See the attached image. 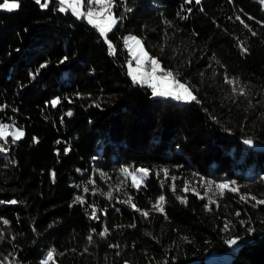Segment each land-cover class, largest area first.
Listing matches in <instances>:
<instances>
[{
  "label": "trees",
  "instance_id": "16d2710c",
  "mask_svg": "<svg viewBox=\"0 0 264 264\" xmlns=\"http://www.w3.org/2000/svg\"><path fill=\"white\" fill-rule=\"evenodd\" d=\"M18 2L0 10V122L24 132L0 153V200L17 201L0 204V264H43L52 249L49 264H264V205L230 192L210 204L183 191L198 176L264 195L261 0H114V54L57 0L46 9ZM127 34L198 102L134 84ZM124 167L149 170L139 189ZM161 195L163 214L152 208ZM129 197L140 212L123 202Z\"/></svg>",
  "mask_w": 264,
  "mask_h": 264
},
{
  "label": "snow or ice",
  "instance_id": "6c2138e0",
  "mask_svg": "<svg viewBox=\"0 0 264 264\" xmlns=\"http://www.w3.org/2000/svg\"><path fill=\"white\" fill-rule=\"evenodd\" d=\"M35 2L42 8L46 9L49 6V0H35ZM186 2L191 3V0H186ZM58 10L60 12H68L70 11L73 16L77 19H85L88 24H90L93 28L97 29L100 33L101 37L104 38L105 43H107L108 48L112 54L115 53V49L113 44L108 39V33L113 30L116 26L118 20L114 15L113 8L115 7L114 0H57ZM196 3H200V0H196ZM261 3L264 4V0H261ZM18 0H2L0 2V10H7L9 12L16 10L19 8ZM239 19V17H237ZM243 23V21H241ZM247 27V25H245ZM256 35L255 32L252 33ZM125 46L127 47V51L131 57V60L128 62V75L131 78L134 84H139L141 86H147L151 90V94L153 97H170L175 100H182L186 102L197 101V97L193 94L188 86L182 83L176 75L171 71H166L160 65L159 60L149 56L148 52L144 49V46L140 39L135 36H129L124 41ZM247 51V49H244ZM66 59V58H65ZM133 61L135 62V67H133ZM63 62V61H62ZM46 65H41V68ZM225 82L228 83L233 90L234 94L245 95L243 89L237 93V87L239 86L238 80H230L227 77L225 78ZM198 102V101H197ZM59 99H54L51 101L53 107L59 104ZM99 106V105H97ZM3 109H0L2 111ZM68 115H72L71 112ZM24 136V132L22 129L15 127L14 122L3 123L0 122V141H3V144H0V153L5 152L7 149L5 145L9 142V137H11V143L15 144L19 139ZM35 140V138H34ZM38 142V141H37ZM247 145L252 144L251 139H245L243 141ZM65 154H67V149L65 150ZM123 176L127 179H131V186L133 188L139 189L143 183V179L149 175V170L145 168H139L135 170H131L128 167H124L121 169ZM165 177L168 176V170H163ZM53 179L55 177V173H52ZM175 180V177L172 178ZM89 184H94L93 180L88 181ZM236 182L232 181L229 183H220L215 185V189L218 191L219 195L222 197L224 192H238L239 189L235 187ZM208 191L212 192L213 186L212 184H208ZM83 191L87 193L89 191L88 187L85 186ZM173 191H175V185L173 184ZM183 191L187 193L189 191L188 186H185ZM194 194L199 196V193ZM108 198H112V193L109 192ZM203 198V197H201ZM241 200H245L244 196L240 197ZM181 203H186V199L180 198ZM252 201H255V205H264V200H257L255 197H250ZM75 202L83 205L86 203L83 196H76ZM124 203H128L135 210L140 212L141 210L136 207L135 204L132 203L131 197L128 200L123 201ZM10 203L16 204V200L11 201H2L0 200V204ZM210 204H215V200H210ZM165 196L161 195L159 199L153 204V209L160 213L165 212ZM218 207V205H217ZM211 211V208H208ZM97 208L95 206H91V218L97 219ZM144 217H148L149 213L147 211L141 212ZM235 215L239 216L240 213L237 212ZM5 225H8V220H3ZM135 225H133L134 227ZM230 225L225 223V230H228ZM249 231H254V229H249ZM108 229L105 228L101 235L107 234ZM2 238V235H0ZM91 237L89 240L91 241ZM230 246L237 244L236 238H230L226 241ZM113 247H118V245H113ZM55 249L50 250L47 253V259L43 261V264H49L50 261L54 260Z\"/></svg>",
  "mask_w": 264,
  "mask_h": 264
},
{
  "label": "rangeland",
  "instance_id": "374dc122",
  "mask_svg": "<svg viewBox=\"0 0 264 264\" xmlns=\"http://www.w3.org/2000/svg\"><path fill=\"white\" fill-rule=\"evenodd\" d=\"M2 2V1H1ZM59 7V6H58ZM97 30V29H96ZM129 36H135V35H132V34H127V35H125V37H124V41H125V39H127ZM135 37H137V36H135ZM138 39H140L141 40V42H142V39L141 38H139V37H137ZM125 44V43H124ZM142 44H143V42H142ZM143 46H144V44H143ZM126 47V46H125ZM126 49H127V47H126ZM144 49H145V47H144ZM146 50V49H145ZM147 51V50H146ZM128 52V51H127ZM149 54V53H148ZM150 56V55H149ZM152 57V56H151ZM154 58V57H153ZM131 60V57H130V55H129V53H128V58L126 59V61H125V65H126V69H127V72H128V62ZM133 67H135V62L133 61ZM183 83V82H182ZM186 85V84H185ZM187 86V85H186ZM237 90H239V87H237ZM151 96H152V94H151ZM166 98H170V97H166ZM131 180V179H130ZM232 181H235V180H228V179H226V178H221V179H215V178H212V177H210V178H204V177H198V176H195V177H193L191 180H189L188 181V183L187 184H185V182H184V184H183V189H184V187L185 186H188V188L190 189V190H192V191H194V192H196V193H199V196L200 197H203L206 201H207V203H209V201L210 200H215L216 201V203L219 201V199L221 198V196L219 195V193H218V191L215 189V185L216 184H220V183H229V184H231V182ZM236 182V184H235V187H237L238 189H239V191L238 192H231V191H225V192H230V193H234V194H236L237 196H238V198H240L241 196H244L245 197V200L244 201H246V202H248V203H253L254 202V204H255V201H252L251 199H249L250 197H255L257 200H264V195H254V194H252V193H250V192H242L241 190H240V186H241V184L240 183H238L237 181H235ZM212 184V186H213V190H212V192H209L208 191V184ZM224 192V193H225ZM159 198H157L156 199V201L158 200ZM155 201V202H156ZM155 202L153 203V204H155ZM215 203V204H216ZM153 204H152V208H153ZM154 210V209H153ZM47 253L48 252H46V254H45V257H44V260H46L47 259Z\"/></svg>",
  "mask_w": 264,
  "mask_h": 264
}]
</instances>
